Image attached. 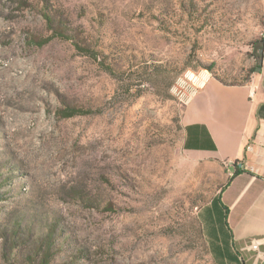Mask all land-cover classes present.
Masks as SVG:
<instances>
[{
    "label": "rangeland",
    "instance_id": "rangeland-1",
    "mask_svg": "<svg viewBox=\"0 0 264 264\" xmlns=\"http://www.w3.org/2000/svg\"><path fill=\"white\" fill-rule=\"evenodd\" d=\"M263 62L264 0H0V264H216L199 212L225 176L181 117L196 77Z\"/></svg>",
    "mask_w": 264,
    "mask_h": 264
},
{
    "label": "crops",
    "instance_id": "crops-1",
    "mask_svg": "<svg viewBox=\"0 0 264 264\" xmlns=\"http://www.w3.org/2000/svg\"><path fill=\"white\" fill-rule=\"evenodd\" d=\"M181 123L184 152L217 165L225 176L199 212L211 258L216 264H264V67L245 85L196 77Z\"/></svg>",
    "mask_w": 264,
    "mask_h": 264
},
{
    "label": "trees",
    "instance_id": "trees-1",
    "mask_svg": "<svg viewBox=\"0 0 264 264\" xmlns=\"http://www.w3.org/2000/svg\"><path fill=\"white\" fill-rule=\"evenodd\" d=\"M44 18H45L46 22L48 23L49 27L52 29L53 20L48 15H45ZM56 37H59L60 39H64V40H71L72 43H73V46L75 47V49H77L83 55H91V53H92V49L90 47H88V46L87 47H82L79 43H77L74 40L73 36H65L64 32H54L53 35L50 38L46 39L43 42V44L48 43V41H50V40H52L53 38H56ZM94 56L96 57V55H94ZM205 69L207 71H211L212 70V65L206 67ZM216 80L219 81L218 79H216ZM219 82L224 84L222 81H219ZM59 113H60L62 118L68 119V118H72V117H75V116L82 115L84 112L80 111L77 108L67 106L64 109L59 110ZM45 259H47V257ZM44 264H46V263H44Z\"/></svg>",
    "mask_w": 264,
    "mask_h": 264
}]
</instances>
